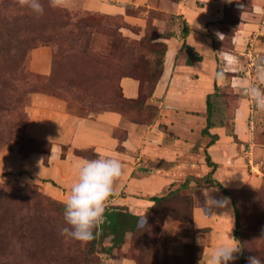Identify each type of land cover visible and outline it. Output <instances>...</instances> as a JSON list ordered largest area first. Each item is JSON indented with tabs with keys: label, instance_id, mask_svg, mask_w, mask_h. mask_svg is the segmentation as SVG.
<instances>
[{
	"label": "rangeland",
	"instance_id": "1",
	"mask_svg": "<svg viewBox=\"0 0 264 264\" xmlns=\"http://www.w3.org/2000/svg\"><path fill=\"white\" fill-rule=\"evenodd\" d=\"M86 1L90 5L101 2ZM112 1L115 8L101 13L87 10L85 0H75L71 9L52 8L48 0H41L44 15L36 18L29 9L19 6L17 0H0V50L4 54L0 56V264H114L111 260L120 257L131 259L134 264H189L197 254L192 248H185L191 243L184 244L178 255L171 254L166 247L194 235L189 221L193 189L203 194L208 204L217 206L210 213L220 217L217 228L199 231L201 244L209 246L210 239L215 237L219 243H227L229 235L240 242L244 264H248L250 256L264 261V239H261L264 237V111L257 110L242 92H233L228 81L235 74L222 73L217 66L214 76H223L226 81L218 88L217 103L227 112L228 133L230 111L242 98L248 100V120L253 128L248 145L252 144L253 152L248 153L241 167L246 178L255 181L253 185L236 188L227 186L219 176L214 179L216 165L213 169L207 167L205 174L174 181L158 195L164 197L161 202L141 213L143 220L134 233L109 252L104 249L109 238L102 243L98 241L90 251L89 242L60 234L69 189L57 186L51 178L55 171H47L45 144L50 143L41 142L29 133L27 113L35 106L36 97L57 102L64 113L76 118L111 110L131 112L129 117L134 118L140 108H143L141 114L150 115L151 108L143 103L149 100L154 88L151 83L161 51L157 43L174 35V27L181 29L179 20L175 21L159 8V0ZM241 2L239 10L248 14L246 21L254 28L246 36L242 53L235 58L242 67L240 73L247 70L253 75L255 64L264 59V0ZM223 23H207L215 24L222 35V40L215 42L214 34H207L216 45L211 46L216 54L218 51L230 54L233 25ZM43 49L49 51L52 65L47 75L33 71L37 66L32 61ZM218 61L219 66L224 63ZM123 77L138 82L135 102L140 106L120 101L118 82ZM18 114L23 115L22 119ZM45 118L50 120L46 115ZM64 151L65 147H61L60 156ZM83 153V159H95L91 149ZM204 153L199 151L203 163ZM205 177L230 190L231 200L214 183H206ZM52 188L61 191L58 197L49 192ZM211 189L215 197L208 193ZM231 201L235 204L237 220ZM201 203L204 214H209L206 204ZM149 240H155L156 248L149 247ZM200 248L202 253L201 245ZM150 254L156 255L155 258ZM232 264H241L239 258Z\"/></svg>",
	"mask_w": 264,
	"mask_h": 264
},
{
	"label": "crops",
	"instance_id": "2",
	"mask_svg": "<svg viewBox=\"0 0 264 264\" xmlns=\"http://www.w3.org/2000/svg\"><path fill=\"white\" fill-rule=\"evenodd\" d=\"M110 2L113 1L101 0L100 4L90 5L85 0V8L105 13L104 10H111L114 7ZM228 2L229 0L157 2L165 14L181 22V29L184 28L185 31L183 30L184 33L180 35L181 29L174 27V35L162 40L165 52L161 75L145 103L155 107L157 112L155 118L146 125L130 122L112 111H102L86 118L72 117L64 113L57 102L44 99L43 96L36 97L35 106L27 113L29 133L41 142L50 143L47 171H55L54 177L51 178L56 180L57 186L70 190L72 184L76 182L81 159L75 156L73 151L83 149H91L97 158L111 157L122 162L123 174L115 181L113 194L106 202V207L125 208L133 215L141 216L142 212L152 206V202L147 199L158 196L174 181L187 176L205 174L208 168L200 161L199 151L203 154L204 150L211 163L216 165L213 170L214 179L219 176L227 186L236 188L253 185L255 181L246 178L241 167L248 153L253 152L252 144L248 145L251 143L253 128L251 129V122L248 120L246 97L240 100L233 111L231 135L227 134L224 126L211 128L208 135L200 133L205 125V96L213 92V85L222 88L226 84L223 76H214L216 66L222 73L235 74L228 81L229 87L235 93H243L246 82H255V72L253 75L247 70L243 74L240 73L241 65L234 63L232 59L242 53L246 36L254 28L246 21L247 13L241 12L240 22L233 27L230 54L223 51L216 54V51H212L211 42L207 38L209 32L214 34L215 42L222 40L220 30L215 24L207 23L220 21L223 8L228 6ZM240 5L234 7L240 9ZM183 45L188 46L191 54L200 57V60L193 59L189 65L185 64L187 55ZM217 61L224 63L219 66ZM32 62L37 66L33 67L31 63L34 72L41 75L49 73L47 49H43ZM118 85L124 98L137 97L136 80L123 77L119 79ZM45 115L50 117V120L45 118ZM113 130H119L124 138L117 140L118 138L112 135ZM210 136H215L216 140L208 145ZM118 143L121 150L117 151L115 147ZM61 147H65L62 157ZM49 192L56 194V197L61 193L56 188ZM208 193H211L212 197L216 195L212 189ZM202 195L195 189L191 192L190 226L196 231L194 235L190 238H181L180 243H169L166 247L168 252L178 255L184 244L201 245L200 260L194 264H208L211 252L221 245L216 237L210 239L212 241L209 246L201 244L199 231L203 228H217L216 225L220 222V217L210 213L211 210H216L217 206L208 204V200ZM218 199L221 200V197ZM201 202L206 204L209 214H204L202 210L204 204ZM129 235L130 233L124 234V241ZM111 262L134 264L131 259L121 257L117 260L112 259Z\"/></svg>",
	"mask_w": 264,
	"mask_h": 264
},
{
	"label": "clouds",
	"instance_id": "3",
	"mask_svg": "<svg viewBox=\"0 0 264 264\" xmlns=\"http://www.w3.org/2000/svg\"><path fill=\"white\" fill-rule=\"evenodd\" d=\"M17 2L22 8L29 9L36 18L44 15V5L41 0H17ZM48 2L52 8L75 7V0H48ZM232 59L238 63L235 57ZM243 94L256 109L264 111V59L255 64V82H246ZM80 159L76 182L72 184L64 201V226L59 228V232L62 236L87 243L94 238L96 230L104 221L106 202L113 194L115 181L123 174V164L120 160L111 157ZM241 253L240 242L228 235L227 243L219 245L211 252L208 264H232ZM248 264H264V261L260 257L250 256Z\"/></svg>",
	"mask_w": 264,
	"mask_h": 264
},
{
	"label": "trees",
	"instance_id": "4",
	"mask_svg": "<svg viewBox=\"0 0 264 264\" xmlns=\"http://www.w3.org/2000/svg\"><path fill=\"white\" fill-rule=\"evenodd\" d=\"M168 1L177 2L179 0H168ZM241 3H242L241 0H229L228 6H225L223 8L222 17H221V20L219 22H222V23H223V21L227 22V23L233 25L232 27L237 25L240 22V13L242 11L239 9H236L234 7V5L241 4ZM232 18H234V21L230 22V20H233ZM183 30L185 31V29L182 28L181 33L182 32L184 33ZM170 36H168V37H170ZM231 36H232V31H231V34L229 37L231 38ZM168 37H164V38H168ZM230 38H229V42H230ZM157 44H158V46H161V51L159 52L160 56L158 58V61L156 62V67L154 68L156 73H155L154 77L152 78V83H151L152 88L154 87L155 83L157 82L159 76L161 75L163 55L165 52V44L161 41L158 42ZM213 44H214L213 40H211V46H213ZM214 46H216V45L214 44ZM183 49L187 55L186 60H185V64L189 65L193 59L197 60V61L200 60V57L191 54V50L188 46L183 45ZM0 56H2V57L4 56V54L1 50H0ZM51 66L52 65L50 63V68H51ZM215 76H216V72H215ZM218 91H219L218 88L215 85H213V92L205 96V101H204L205 125H204V128L200 132L201 135H208V130H210L211 128L221 127V126L225 127L226 126V124H225L226 120L225 119H226V113L227 112L225 110L223 111V109H221L222 107H218V103H217ZM119 92H120V90H119ZM150 93H149V95H150ZM137 99H138V95L135 99H126V98L121 96L120 101L127 103V104L136 103L134 107H138V106H140L139 103L135 102V101H137ZM143 106H148V108L149 107L151 108L150 109V115L146 116L145 114H141L140 112L143 111V108L136 110V111H138V113H134V116H135L134 118L129 117V114H131V112L130 113L129 112L124 113V112H120L117 110H111V111L118 113L124 119H126L130 122H133L136 124L146 125V124L150 123L155 118L157 110L153 106L151 107L150 105H144V103H143ZM234 109L232 111H230V113H229V120H228L227 125L232 124ZM133 111H135V110H133ZM146 112H147V110H146ZM22 117H23V115H19L20 119H22ZM231 133L232 132H231V128H230V132L229 133L227 132V134L231 135ZM112 135H113V137L118 138L117 140H119V141L124 138L123 133H121L119 130H113ZM215 140H216L215 136H210V141H209L208 145L212 144ZM45 146L47 148V153H48L50 145L45 144ZM116 149H117V151L121 150L119 143L116 146ZM84 151H87V149L86 150L83 149V150L73 151V154L75 156L82 158L84 155V153H83ZM94 156L96 158L95 154H94ZM204 163L207 167H210L212 169L215 168V165L213 163H211V161L209 160V157L206 153H204ZM204 181L206 183H209V184L214 183L215 186L219 189L220 193L223 196H225L226 198H229L231 200L230 190L223 188L218 183H215V181L210 179V177H205ZM163 198H164L163 196H154V197L148 198L147 200L152 202L151 207H153L157 203L161 202L163 200ZM231 205H232L233 210H234L235 220H237L238 215L236 213V210L234 209V205H235L234 202L231 201ZM151 207H149L148 209H150ZM189 215H190V217H189V221H190V219H191V208L189 210ZM142 220H143L142 216L130 214L125 208L105 207L104 221L99 226V228L96 230L94 238L89 241V250L91 251L93 249V247L97 244L98 241L101 242L105 238H109V243L107 244L106 247H104L105 252H109L112 249L117 248L118 246L123 244L124 234L130 233L132 235L136 229V226H138ZM236 225H237V223L235 224V227H236ZM195 232L196 231H194V233ZM154 242H155V240H149V242H148L149 247H152L153 249L156 248V246L154 245ZM185 248L186 249L192 248L197 253V254H194V256L190 260L189 264H194L195 262L200 260V257H201L200 246H196L194 244H189V245H185ZM150 256L152 258H155L154 256H156V255L153 256V254H150ZM238 258H239V262L241 264H244L243 257L241 254L238 255Z\"/></svg>",
	"mask_w": 264,
	"mask_h": 264
}]
</instances>
